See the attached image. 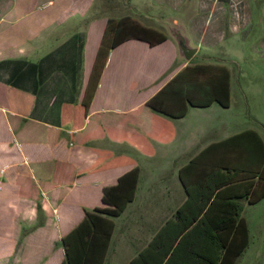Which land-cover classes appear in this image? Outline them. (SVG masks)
<instances>
[{
    "label": "crops",
    "instance_id": "0c3cea01",
    "mask_svg": "<svg viewBox=\"0 0 264 264\" xmlns=\"http://www.w3.org/2000/svg\"><path fill=\"white\" fill-rule=\"evenodd\" d=\"M203 1L221 22L227 15L238 19L220 7L225 0ZM123 17L128 16L99 14L96 0H0V264H60L61 237L85 210L103 206L104 188L136 168L133 198L111 219L103 260L128 264L186 200L179 170L209 144L235 134L195 145L188 114L213 103L188 106L180 118L146 106L185 66L221 65L184 60L168 35L153 46L129 39L110 49L84 111L106 21ZM182 178L187 183L186 173ZM240 195L218 190L207 206L208 235L184 240L170 264H220V245L227 239L211 237V230L230 225L235 202L247 244L232 264H264V226L252 243L243 215L246 206L264 198L248 205ZM239 245L238 239L232 243L222 264L231 263Z\"/></svg>",
    "mask_w": 264,
    "mask_h": 264
},
{
    "label": "trees",
    "instance_id": "16d2710c",
    "mask_svg": "<svg viewBox=\"0 0 264 264\" xmlns=\"http://www.w3.org/2000/svg\"><path fill=\"white\" fill-rule=\"evenodd\" d=\"M165 38L166 34L161 31L143 26L129 17L107 19L82 99L84 111L110 49L129 39L153 46ZM212 103L223 108L229 106V72L222 65L194 64L182 68L146 102V106L155 113L180 118L188 106L205 108ZM183 173L188 175L187 183L182 178ZM179 180L186 200L128 264L173 263L184 240L196 233L199 237L208 235L204 229L207 206L210 198L217 197L218 190H240L242 195L238 198L246 200L248 205L264 198V143L251 129L211 143L179 170ZM136 181L135 168L120 177L115 185L102 190L103 206L85 210L79 224L61 237L64 258L60 264H103L113 230L111 219L118 217L132 200ZM239 211V204L235 202L230 225L211 230V237L227 239L220 245L223 249L220 264L234 241L238 239L240 245L231 253L232 261L228 264H232L247 244V230L244 220L238 216Z\"/></svg>",
    "mask_w": 264,
    "mask_h": 264
},
{
    "label": "rangeland",
    "instance_id": "374dc122",
    "mask_svg": "<svg viewBox=\"0 0 264 264\" xmlns=\"http://www.w3.org/2000/svg\"><path fill=\"white\" fill-rule=\"evenodd\" d=\"M96 1L98 13L107 18L121 13L168 36L181 34L196 50L191 63L215 62L227 68L229 106L213 103L188 114V124L197 137L195 145L245 129L255 131L264 142V0H225L220 7L231 18L238 14V19L228 20L227 15L223 22L203 0ZM243 215L253 243L260 235L258 228L264 226V199L246 206Z\"/></svg>",
    "mask_w": 264,
    "mask_h": 264
},
{
    "label": "water",
    "instance_id": "95a60500",
    "mask_svg": "<svg viewBox=\"0 0 264 264\" xmlns=\"http://www.w3.org/2000/svg\"><path fill=\"white\" fill-rule=\"evenodd\" d=\"M170 36L175 39L178 53L184 58V60L188 61L196 52V50L188 46L187 40L181 34H177L176 36Z\"/></svg>",
    "mask_w": 264,
    "mask_h": 264
}]
</instances>
